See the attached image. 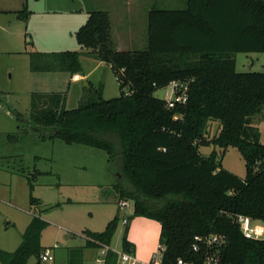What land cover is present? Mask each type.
Here are the masks:
<instances>
[{"label": "trees", "instance_id": "1", "mask_svg": "<svg viewBox=\"0 0 264 264\" xmlns=\"http://www.w3.org/2000/svg\"><path fill=\"white\" fill-rule=\"evenodd\" d=\"M17 13L24 20L29 15L27 7ZM75 36L111 66L121 94L106 99L103 85L89 83L79 106L66 109V92H33L28 118L14 112L20 132L29 128L43 138L105 150L112 164L121 165L115 188L134 201V216L161 223L163 264L203 261L207 247L195 252V236L212 234L221 242L209 250L223 264H264V238L246 237L238 222L245 215L264 223V144L253 125L264 110V71L238 72L235 59L237 52H264V0H187L183 10L151 9L144 50L118 49L104 10L91 11ZM31 69L79 73L81 53L33 52ZM173 81L188 85V100L170 108L154 92ZM211 119L221 127L208 139ZM209 145L236 147L246 176L225 169L216 150L204 156L200 146ZM119 220L117 215L103 231H86V247L111 245ZM47 226L33 217L15 251L0 249L1 264H27L32 256L42 264ZM127 233L128 225L122 248L135 250ZM83 248L70 250L68 264H83ZM117 258L110 251L106 264H117Z\"/></svg>", "mask_w": 264, "mask_h": 264}, {"label": "rangeland", "instance_id": "2", "mask_svg": "<svg viewBox=\"0 0 264 264\" xmlns=\"http://www.w3.org/2000/svg\"><path fill=\"white\" fill-rule=\"evenodd\" d=\"M4 5L12 8L16 4L12 0H0V7ZM26 7L32 27L39 29L35 34L26 30L27 23L17 12L0 13V24L5 28L0 31V94L3 98L0 101V249L15 251L29 221L37 216L48 222L42 232V244L59 246L53 249L55 262L42 264H67L68 250L84 242L83 263L96 264L100 248L86 247L85 232L102 231L108 220L118 215V229L111 245L121 249L126 226L123 218L133 219L134 201L122 198L116 190L121 165L112 164L105 150L43 138L33 129L20 132V123L13 112L28 118L31 92L58 89L52 79L58 70L31 73V53L79 51L84 70L89 72L95 63L90 59L89 50L78 44L76 32L68 26L74 18L85 16L86 22L94 10L107 11L110 16H118L121 22L128 17L136 23L135 36L113 35L117 47L144 50L148 46L151 9L183 10L187 8V0H28ZM53 22L52 35L47 26ZM235 59L238 72L264 71V52H237ZM45 76L47 80L42 79ZM92 78L96 83L100 80L106 83L104 98L121 94L120 84L108 68L95 69ZM68 89L65 108L73 109L80 104L81 87L72 85ZM171 92L172 86L168 84L156 89L154 95L167 100ZM253 125L259 129L260 141L264 144V110L253 117ZM220 127L219 120H209L206 138L216 136ZM214 150L225 169L241 178L246 176L245 160L236 147L224 150L215 145L200 146L204 156ZM28 177L33 182L32 190ZM31 195L37 199L32 204ZM122 201H127L128 206L122 207ZM37 261L38 258L32 256L27 264H37Z\"/></svg>", "mask_w": 264, "mask_h": 264}, {"label": "crops", "instance_id": "3", "mask_svg": "<svg viewBox=\"0 0 264 264\" xmlns=\"http://www.w3.org/2000/svg\"><path fill=\"white\" fill-rule=\"evenodd\" d=\"M12 2H13V4H16L15 7L11 8V7H6V5H4L5 7H0V13L11 12V11L17 12V11L22 10L28 4V0H12ZM110 17H111V22H112V33H113V35H116L118 37H132V38L135 36V31H136L135 29L137 28V26H136V23L134 24L133 20H129L127 17L126 18L127 20L125 22L124 21L121 22L120 18L118 16H110ZM85 18H86L85 16H82V18H81V16H77L76 18H74L73 21L69 22L68 26H70V29L73 28L71 31L76 32L77 29L83 25V22H85L84 21ZM20 19L22 21H24V23H27L26 30L31 32L32 34H35V32L39 30L37 28V26L35 28L32 27L31 16H28V18L26 20H24L22 18H20ZM72 23L74 24V26H71ZM47 27H49L50 34L53 35L54 34L53 31H55L54 22L50 23V25ZM4 29L5 28L0 24V31L1 30L3 31ZM56 44H59V43H56ZM121 44H124V41ZM38 52L53 53L56 51H51V52L48 51L47 52V51H39L38 50ZM58 52H61V51H58ZM90 59H91V61H93L95 63V65H94V67H92V69L89 70V72L84 70L83 64H82L83 69L79 73L72 74V73L67 72V71L58 70V73L54 76V78H52L56 83L55 86H57L58 89H54V90L52 89V90H48V91L42 90V91H38V92H66L67 98H68V92L70 91L68 88L70 86L73 85V86H76L78 88L81 87L80 90L83 94V88L89 83H92L95 86L103 85V87H104L103 92H104L106 89V83L104 81H101V80L96 83L95 79H93L92 76L95 73V69L97 70V69H102V68L106 67V69L108 68L111 71H113V70H112L110 65L106 64L104 61L99 60L98 58H96L93 55L90 56ZM30 69H31V63H30ZM50 71H52V70H50ZM36 72H38V71H33L31 69V73H36ZM42 79L47 80V76L43 77ZM31 94H32V92H31ZM81 97H82V95H81ZM28 130H30V129L28 128ZM26 131H27V128H26ZM30 203H31V199H30ZM127 206H128V202H127V205L124 207H127ZM32 219H33V217L29 221L28 225L30 224ZM111 220H108V223ZM107 224H106V226H107ZM124 224L126 226L128 225L127 238L131 243L134 244L135 252H136V255L138 256V258L142 261L149 260L152 257V255L156 252L158 245H159V242H160L161 223L155 219H151V218H147V217H143V216H134L131 221H130V218H128V222L124 223ZM106 226H105V228H106ZM126 226H125V228H126ZM117 229H118V227H117ZM117 229H116V231H117ZM94 232H100V231L95 230ZM86 240H87V238H86ZM41 244H42V242H41ZM83 245H85V242ZM83 245L77 246V247H82ZM42 246H44L45 248L48 247V246H45L44 244H42ZM56 248H59V246ZM72 248H74V247H72ZM72 248H70V250ZM67 254H68V257H67L66 261L68 264V260H69V256H70L69 250H68ZM55 256L56 255H54V257ZM53 262H55V258H54Z\"/></svg>", "mask_w": 264, "mask_h": 264}, {"label": "built area", "instance_id": "4", "mask_svg": "<svg viewBox=\"0 0 264 264\" xmlns=\"http://www.w3.org/2000/svg\"><path fill=\"white\" fill-rule=\"evenodd\" d=\"M172 92L169 99H167V105L170 108L175 107L177 104H184L188 100V85L182 81L171 82ZM127 205V201H122L121 206ZM255 221V223H253ZM124 223L128 222V218L123 219ZM238 222L240 223L241 229L244 235L251 239H262L264 238V223L253 220L249 216L239 215ZM221 238L212 234L208 236H195V242L193 244V250L199 252L201 245L204 244L207 247L203 261L187 260L179 258L174 264H223L220 255L216 251H210V247L214 244H220ZM58 247L57 245L47 247L40 255L42 263H49L54 261L53 249ZM110 251L117 254V264H163V252L164 247L159 243L156 252L147 261H142L136 255L135 250H124L116 249L112 245L100 244L99 255L95 258L96 264H106V258Z\"/></svg>", "mask_w": 264, "mask_h": 264}, {"label": "water", "instance_id": "5", "mask_svg": "<svg viewBox=\"0 0 264 264\" xmlns=\"http://www.w3.org/2000/svg\"><path fill=\"white\" fill-rule=\"evenodd\" d=\"M14 112H15V111H14ZM14 112H13V114H15Z\"/></svg>", "mask_w": 264, "mask_h": 264}]
</instances>
